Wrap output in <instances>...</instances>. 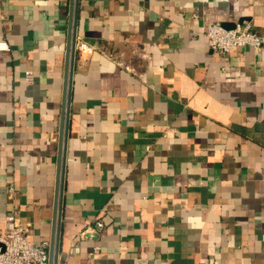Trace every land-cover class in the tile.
Listing matches in <instances>:
<instances>
[{
  "label": "crops",
  "instance_id": "0c3cea01",
  "mask_svg": "<svg viewBox=\"0 0 264 264\" xmlns=\"http://www.w3.org/2000/svg\"><path fill=\"white\" fill-rule=\"evenodd\" d=\"M68 19L69 0H0V233L13 213L35 245ZM212 23L264 33V0H79L58 264H264V52H211Z\"/></svg>",
  "mask_w": 264,
  "mask_h": 264
},
{
  "label": "built area",
  "instance_id": "2783aa9c",
  "mask_svg": "<svg viewBox=\"0 0 264 264\" xmlns=\"http://www.w3.org/2000/svg\"><path fill=\"white\" fill-rule=\"evenodd\" d=\"M205 36L207 45L211 52L226 55L235 49H252L257 55L264 52V33L255 32L247 24L236 25L227 29L219 23L208 25ZM89 47L81 40H76L75 50L85 51ZM8 46L0 42V51H7ZM31 78L30 73L26 74V80ZM103 223L96 221L97 229L103 228ZM31 228L30 223H21L13 214L6 217V231L0 233V264H48L49 243L42 242L35 245L30 241L28 235ZM98 249L94 251L97 252ZM80 253L77 245L70 247L65 258H71Z\"/></svg>",
  "mask_w": 264,
  "mask_h": 264
},
{
  "label": "water",
  "instance_id": "95a60500",
  "mask_svg": "<svg viewBox=\"0 0 264 264\" xmlns=\"http://www.w3.org/2000/svg\"><path fill=\"white\" fill-rule=\"evenodd\" d=\"M79 0H69V19L67 32V46L65 59L64 88L62 98L61 120L59 129V146L57 156V174L54 198V215L52 234L49 245L48 264H58L60 253V233L62 217V201L65 181V161L67 153V140L69 133L71 98H72V79L75 58V44L77 38Z\"/></svg>",
  "mask_w": 264,
  "mask_h": 264
}]
</instances>
